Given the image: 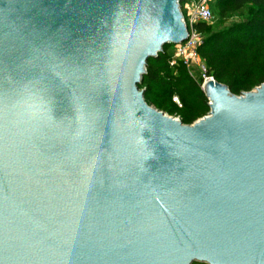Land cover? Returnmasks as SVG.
Listing matches in <instances>:
<instances>
[{
	"label": "water",
	"instance_id": "95a60500",
	"mask_svg": "<svg viewBox=\"0 0 264 264\" xmlns=\"http://www.w3.org/2000/svg\"><path fill=\"white\" fill-rule=\"evenodd\" d=\"M180 1L0 0V264H264V82L139 88Z\"/></svg>",
	"mask_w": 264,
	"mask_h": 264
},
{
	"label": "trees",
	"instance_id": "16d2710c",
	"mask_svg": "<svg viewBox=\"0 0 264 264\" xmlns=\"http://www.w3.org/2000/svg\"><path fill=\"white\" fill-rule=\"evenodd\" d=\"M213 18L220 17L219 29L198 22L203 36L198 53L205 66V76L227 85L240 95L264 82V0H211ZM241 12L242 20L226 25L228 14ZM164 45L156 57L146 63L139 88L149 105L166 111L176 95L181 104V121L190 124L209 111L208 98L201 88L203 78L195 79L181 58L170 65ZM174 46V45H173Z\"/></svg>",
	"mask_w": 264,
	"mask_h": 264
},
{
	"label": "built area",
	"instance_id": "2783aa9c",
	"mask_svg": "<svg viewBox=\"0 0 264 264\" xmlns=\"http://www.w3.org/2000/svg\"><path fill=\"white\" fill-rule=\"evenodd\" d=\"M210 2L211 0H181L179 2L183 15L182 19L187 27L188 38L184 42L174 45L175 53L172 55L170 61V65H174L176 59L181 58L188 69L192 63L196 64L203 71L202 78L207 77L204 74L206 71L205 66L200 61L201 58L198 53V48L202 43L203 37L196 30L195 26L198 22L210 23L212 21L213 14L210 8ZM184 9H186V12H184ZM174 99L179 102L176 96Z\"/></svg>",
	"mask_w": 264,
	"mask_h": 264
},
{
	"label": "rangeland",
	"instance_id": "374dc122",
	"mask_svg": "<svg viewBox=\"0 0 264 264\" xmlns=\"http://www.w3.org/2000/svg\"><path fill=\"white\" fill-rule=\"evenodd\" d=\"M210 7H211V3H210ZM184 12H186V9H184ZM228 17V21L226 23V25L230 24V23H233V22H237V21H240L242 20V17H241V12H234V13H231V14H228L227 15ZM219 19L220 17L218 16V14H216L215 18L212 19V21L210 22V24H212L215 28L219 29V27H221L219 25ZM203 37V36H202ZM203 39V38H202ZM166 50L167 52L170 54V55H173L175 53V47L173 45H168L166 46ZM202 63L203 61L200 60ZM189 71L191 72V74L193 75V77L197 80H199L200 78H202L203 76V71L202 69L197 66L196 64L192 63L190 68H189ZM176 95H173L171 101L168 105H167V108H166V111L165 113L167 115H170L172 117H175V118H178L179 120L181 119V114H180V107H181V104L180 102H177L174 97ZM177 97V96H176ZM209 102V101H208ZM160 110V109H159ZM209 112V111H208ZM208 112L205 114L207 115ZM193 264H204V263H198V262H194Z\"/></svg>",
	"mask_w": 264,
	"mask_h": 264
}]
</instances>
